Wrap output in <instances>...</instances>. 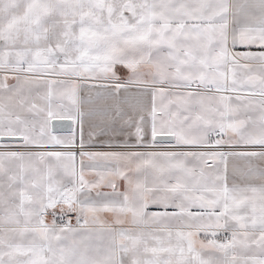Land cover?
<instances>
[{
  "label": "snow or ice",
  "instance_id": "obj_1",
  "mask_svg": "<svg viewBox=\"0 0 264 264\" xmlns=\"http://www.w3.org/2000/svg\"><path fill=\"white\" fill-rule=\"evenodd\" d=\"M256 161L264 0H0V264H264Z\"/></svg>",
  "mask_w": 264,
  "mask_h": 264
},
{
  "label": "crops",
  "instance_id": "obj_2",
  "mask_svg": "<svg viewBox=\"0 0 264 264\" xmlns=\"http://www.w3.org/2000/svg\"><path fill=\"white\" fill-rule=\"evenodd\" d=\"M248 50L245 48V46L237 44L236 49H234V51H245ZM251 50L255 51L257 50L255 46L251 47ZM116 72L117 75H119L122 79H126L128 72L127 69H124L122 66H117L116 68ZM86 86H90V87H94V88H99L104 86L103 82L101 81H97L95 83H92L91 81L86 83ZM108 87H111V85H107ZM139 89L136 85H128V93H135L137 92ZM121 97H123L125 94L123 92H121ZM95 96V93H89V92H85V91H77L76 94V106H80V110L83 112H87L89 110V106L87 104H82V101H87L89 99V97ZM63 103L68 106L69 108H74V105L72 104V101L65 98ZM125 111H131V109H129L127 107V105L124 106ZM58 119H65V118H58ZM67 119H71V118H67ZM72 120V119H71ZM92 123V121H89L87 119V117H85V123H84V128H83V132H84V139L88 140L89 138V132L92 131L93 133V140H94V145L89 149L90 151H95V152H107V151H112L115 149H110L108 147L105 146L106 142H118L121 141L123 139L126 138V133L128 132V129L126 128H122V124L123 121H117L116 123H114L111 127H106V134H101L102 129L101 128H95V129H90V124ZM96 123H99V121H96ZM73 132L76 135L77 138V142H79L80 139V125L79 122L77 123H73L72 120V129L70 131H53L52 134L63 139L69 135H72ZM125 133V135H121L120 133ZM78 151V149H77ZM85 163H88V161H85ZM257 165L260 166H264V162H259L256 161L255 162ZM77 166L79 167V157H77ZM241 166H243L242 162H241ZM223 168V165L221 166ZM85 174L86 176L91 179V175H89L88 170H85ZM228 176H229V184H231L232 182V175H231V164L228 165ZM238 179V178H237ZM99 191H104V192H109L111 191V189L109 188H101L99 189ZM92 195H95V190L93 191ZM150 210H152L150 208ZM123 227L128 228L131 227V225L129 224H125L123 225Z\"/></svg>",
  "mask_w": 264,
  "mask_h": 264
},
{
  "label": "water",
  "instance_id": "obj_3",
  "mask_svg": "<svg viewBox=\"0 0 264 264\" xmlns=\"http://www.w3.org/2000/svg\"><path fill=\"white\" fill-rule=\"evenodd\" d=\"M57 128L53 131H70L72 129V120L71 119H55L53 121ZM71 126V127H69Z\"/></svg>",
  "mask_w": 264,
  "mask_h": 264
}]
</instances>
